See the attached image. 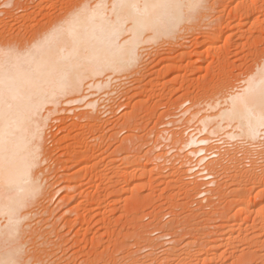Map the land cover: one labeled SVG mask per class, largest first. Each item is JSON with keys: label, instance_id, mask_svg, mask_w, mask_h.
Segmentation results:
<instances>
[{"label": "rangeland", "instance_id": "1", "mask_svg": "<svg viewBox=\"0 0 264 264\" xmlns=\"http://www.w3.org/2000/svg\"><path fill=\"white\" fill-rule=\"evenodd\" d=\"M8 1L0 0V42L23 49L77 0ZM196 6L176 30L142 45L138 67L112 73L82 102L60 99L43 134L46 191L22 221L24 256L34 251L35 261L43 251L38 264L46 255V264H264V134L256 146L226 136L229 128L199 132L200 118L224 108L263 65L264 0ZM92 110L99 126L89 125ZM192 134L210 139L183 148ZM81 140L94 156L84 172L66 156ZM134 160L136 171L122 174Z\"/></svg>", "mask_w": 264, "mask_h": 264}, {"label": "bare ground", "instance_id": "2", "mask_svg": "<svg viewBox=\"0 0 264 264\" xmlns=\"http://www.w3.org/2000/svg\"><path fill=\"white\" fill-rule=\"evenodd\" d=\"M198 1L200 0H77L64 6L63 11L60 10L61 13L54 18L49 16L52 18L51 22L49 20L50 24L44 26L40 37L30 39L31 43L27 47L21 49L16 46L17 43L0 42V264H38L44 258L41 256L43 251L37 253L41 259L34 255L39 258L35 261V258H31L33 250L32 254L26 253L24 256L20 234L25 226L22 221L28 219L30 214L26 209L34 201L38 203L41 198H36L43 197L41 195L46 191L45 175L41 177L43 173L39 168L46 161L43 134L49 115L59 111L56 107L60 99L66 98L64 103L82 102L90 96L87 93L90 89L98 91L103 84V88L105 85L108 87V79L112 73L138 67L142 45L176 30L180 23L191 18ZM121 3H136L139 5V12L131 8H114V5ZM35 6L40 7L41 1ZM199 6L201 5L198 4ZM220 36L217 33L214 39L218 40ZM105 75L108 76L107 79L100 80ZM262 76L264 62L255 73L245 79V86L240 92L228 95L224 108L218 107L219 110H215L214 114L207 113L200 118L199 132L216 134L229 128L226 136L250 139L256 142V146H260L264 134V95L259 86ZM62 79L66 80L68 86L59 90L57 85ZM49 105L52 107H47ZM217 105L218 102L208 107L216 109ZM85 106L94 110L96 101L86 102ZM93 110L86 113L92 119L89 125L99 126L100 116ZM107 120L102 123L107 124L109 119ZM209 139L192 134L183 140L182 147L203 145ZM81 142L83 140L69 154L65 153L68 159L75 157L74 160L80 165L78 171L84 172L88 167L86 163L93 154L83 153V150H89L90 145H85L83 149ZM203 148L189 152L199 154ZM204 157L200 159L204 160ZM137 162L131 161L120 172L124 174L134 171ZM91 175L97 177L99 173L94 171ZM77 178L78 174H75L72 180L76 181ZM124 181H119L120 186L126 184ZM90 186L91 182L86 188ZM87 200L86 196L77 204L81 206ZM254 209L249 207L248 214ZM45 259L46 264L48 260L46 262Z\"/></svg>", "mask_w": 264, "mask_h": 264}, {"label": "snow or ice", "instance_id": "3", "mask_svg": "<svg viewBox=\"0 0 264 264\" xmlns=\"http://www.w3.org/2000/svg\"><path fill=\"white\" fill-rule=\"evenodd\" d=\"M115 7H120V8H131L137 12H139V5L136 4V3H121L119 5H114V8ZM145 8H147V5H145ZM67 82L66 80L62 79L58 85H57V88L59 90H64L66 87H67ZM259 86L261 88V93L262 95H264V76H262L260 82H259Z\"/></svg>", "mask_w": 264, "mask_h": 264}]
</instances>
